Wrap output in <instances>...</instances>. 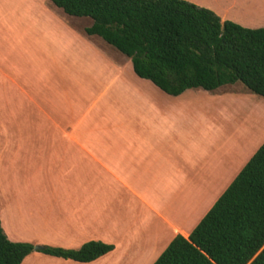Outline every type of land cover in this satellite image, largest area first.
<instances>
[{
  "label": "crops",
  "instance_id": "crops-1",
  "mask_svg": "<svg viewBox=\"0 0 264 264\" xmlns=\"http://www.w3.org/2000/svg\"><path fill=\"white\" fill-rule=\"evenodd\" d=\"M185 1L241 24L215 6ZM92 25L50 0H0L1 226L15 243L114 247L90 263L47 255L52 264H154L231 185L253 141L229 139L222 126L217 144L204 148L205 106L238 94H224L225 86L170 96L88 35ZM41 167V188L51 191L36 198L27 180L36 188ZM36 252L22 264H38Z\"/></svg>",
  "mask_w": 264,
  "mask_h": 264
},
{
  "label": "trees",
  "instance_id": "trees-1",
  "mask_svg": "<svg viewBox=\"0 0 264 264\" xmlns=\"http://www.w3.org/2000/svg\"><path fill=\"white\" fill-rule=\"evenodd\" d=\"M67 15L91 18L98 36L127 56L135 74L170 96L242 84L264 98V28L223 21L184 0H50ZM114 247L88 242L78 250L39 252L80 263ZM34 252L15 243L0 221V264H22ZM154 264H264V144L195 227L177 236Z\"/></svg>",
  "mask_w": 264,
  "mask_h": 264
},
{
  "label": "rangeland",
  "instance_id": "rangeland-1",
  "mask_svg": "<svg viewBox=\"0 0 264 264\" xmlns=\"http://www.w3.org/2000/svg\"><path fill=\"white\" fill-rule=\"evenodd\" d=\"M185 1V0H184ZM200 4L206 6H215L222 11L226 12L228 16L239 21L241 24L236 23L244 28L253 27L254 29L264 28V0H195ZM188 2V1H187ZM191 3V2H190ZM194 4V3H193ZM196 5V4H195ZM201 8H206L199 6ZM208 9V8H206ZM210 10V9H209ZM212 11V10H211ZM216 14V13H215ZM229 88H224L222 91L224 94L233 93L238 94L236 96H228L223 99L216 100V104L212 105L214 101L211 100V105L205 106L206 110L203 111V116L205 118L204 122V133L209 134V141L203 142L204 148H207L209 151L217 144L218 136H222V126L225 129V136L229 139L234 138L237 142L240 138H251L253 141L252 149L246 154L242 159L244 164L250 158H252L258 149L264 144V98L258 96L252 92L247 91L243 86H226ZM190 93H209L203 89L189 90ZM207 119V120H206ZM208 124V131H207ZM32 127L30 128V130ZM220 131V132H219ZM32 133V131H31ZM34 134V133H33ZM225 137V138H226ZM197 142V140H196ZM195 142V144H196ZM205 144V145H204ZM208 145V146H207ZM198 149V148H197ZM34 150V149H33ZM196 153L202 154V151L198 149ZM196 161L203 159L206 155L200 157L195 154ZM40 162V161H39ZM240 164V166H241ZM246 164V163H245ZM244 166V165H242ZM239 168V167H238ZM237 168V169H238ZM242 168V167H240ZM238 169V171L240 170ZM236 169V170H237ZM41 174L40 181L38 182L37 187H32L34 182L30 179L27 180L31 186L28 189L33 197L42 198L49 196L48 192L50 189H42L41 185L46 184L42 177V167L40 168ZM232 172V174H227L226 176V187L232 182L234 176L238 174V171ZM28 171L31 173L32 169L29 167ZM25 183V181H23ZM53 179H49L48 183L53 184ZM223 190V189H222ZM220 190V193L223 192ZM25 193V192H24ZM36 247V246H34ZM39 257L38 264H52V257H49L41 252H36Z\"/></svg>",
  "mask_w": 264,
  "mask_h": 264
},
{
  "label": "water",
  "instance_id": "water-1",
  "mask_svg": "<svg viewBox=\"0 0 264 264\" xmlns=\"http://www.w3.org/2000/svg\"><path fill=\"white\" fill-rule=\"evenodd\" d=\"M40 250H42V247H40V246L34 247V251H40Z\"/></svg>",
  "mask_w": 264,
  "mask_h": 264
}]
</instances>
